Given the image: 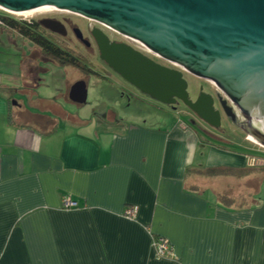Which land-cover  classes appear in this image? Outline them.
Listing matches in <instances>:
<instances>
[{
	"label": "crops",
	"instance_id": "1",
	"mask_svg": "<svg viewBox=\"0 0 264 264\" xmlns=\"http://www.w3.org/2000/svg\"><path fill=\"white\" fill-rule=\"evenodd\" d=\"M0 57V264H264V171L247 167L263 154L248 139L240 154L149 118L61 125L39 93L49 61ZM217 169L245 174L201 175Z\"/></svg>",
	"mask_w": 264,
	"mask_h": 264
},
{
	"label": "water",
	"instance_id": "2",
	"mask_svg": "<svg viewBox=\"0 0 264 264\" xmlns=\"http://www.w3.org/2000/svg\"><path fill=\"white\" fill-rule=\"evenodd\" d=\"M47 8L109 28L208 82L225 98L217 95L227 119L245 127L227 106L230 102L246 120L247 135L264 149V0H0V9L14 14ZM41 25L64 34L58 23L43 21ZM159 70L155 84L163 91L168 72ZM169 77L173 91L181 93L180 100L190 110L200 106L201 98L196 104L189 102L181 74ZM87 97L82 82L70 90L69 99L76 105H85ZM206 98L211 100L212 113L213 101Z\"/></svg>",
	"mask_w": 264,
	"mask_h": 264
},
{
	"label": "rangeland",
	"instance_id": "3",
	"mask_svg": "<svg viewBox=\"0 0 264 264\" xmlns=\"http://www.w3.org/2000/svg\"><path fill=\"white\" fill-rule=\"evenodd\" d=\"M55 13L59 14L62 18L73 21L77 25H85L87 22V20L71 14L62 12ZM47 15L48 14L35 16L27 20L24 18H14L25 21H40ZM4 17L3 13L0 12V18ZM88 22L89 24L93 23L90 21ZM12 40L16 41L15 46L11 45ZM60 46L64 49L73 51L78 57L87 58L93 65L95 72L104 75L106 71H108L101 60H98L96 56H91L92 53H89L76 42L66 41ZM21 50L28 54L31 50L34 52L37 49L31 43L23 41L15 33L0 27V54L18 55ZM7 60H9V58L0 57V61L6 62ZM12 60L13 58L10 59V61ZM18 61V58H14V63H10L6 68H9V70L14 68L16 71H19L17 65ZM4 66L5 64L3 66L0 65L1 72H6ZM43 70L45 71L41 74V79L43 81L41 83V89L39 88V93L48 101L52 100V106L64 112L63 118L56 119L61 125L71 121V119L86 125L92 121H96L98 124L104 122L110 124L115 121L118 124L122 123L125 125L129 122L132 123L134 121H141V119L149 118L150 121L159 125L168 124L171 125L172 128L177 126L181 130L188 128L199 137H203L204 141L214 143L232 152H239L240 154L243 152V149L248 146L246 140L248 139L250 141V137L246 135V133L238 129L225 117L222 118L218 126L213 127L199 119L189 108H186V106L182 104H175L173 106L159 104L149 96L130 89V86L119 76L112 75L111 79L108 77L109 79L101 81L95 77H86L81 74V76H79L75 72L73 73L72 69L64 70L51 62H49V64H43ZM183 80L187 85L189 102L195 104L202 96L209 97L216 102V108L220 110L218 96L212 85L190 75H184ZM81 82L86 85L88 97L85 105L77 106L69 101L68 94L72 86ZM45 112V109H43V113ZM51 114L55 118L56 115L52 112ZM57 118H59V116H57ZM179 123H182L185 127H182V125L179 126ZM216 136L220 137L222 141H215L212 137ZM248 143L254 146L255 150L260 151V153L263 152L261 148L255 146L251 141ZM247 156L254 159L261 158L257 153H247Z\"/></svg>",
	"mask_w": 264,
	"mask_h": 264
},
{
	"label": "flooded vegetation",
	"instance_id": "4",
	"mask_svg": "<svg viewBox=\"0 0 264 264\" xmlns=\"http://www.w3.org/2000/svg\"><path fill=\"white\" fill-rule=\"evenodd\" d=\"M9 18L17 22H24L28 24L30 23L37 26L39 33H42L43 37L56 44L63 45L66 41L76 42L79 46L86 49L89 53H92L91 56H96L98 60H101L104 67L108 70L104 75L95 72L91 62L84 57V59L88 61L92 73L94 75H97H89L86 77H95L99 80L109 78L111 79L112 75L119 76L121 79H124L128 86H130V89L136 90L139 93L149 96L159 104H162L160 102L161 99L162 101L170 103V105L167 106L182 104L186 106V108H188V106L180 100V98H183L181 93L173 91L169 76L171 73H178L181 74L183 80L184 75L189 74L169 63L164 62L156 55L147 52L139 44L121 37L109 28H106L95 22L89 24L88 21V23L84 21L86 22L85 25H77L71 20L60 17V15L55 12L51 14L49 13L40 21L18 20L14 17ZM43 21H51L62 25L64 34H55L46 30L41 25ZM159 68L164 69L168 72V76L164 77L169 80L167 85L166 80L165 82L163 81L167 89L166 87H162L163 91L159 90L155 84V76H158L160 72ZM215 90L217 91L216 88ZM218 94L220 93L217 91V95ZM220 95L221 97H223L222 94ZM201 99L202 101L200 106H198L194 110L191 109V112L199 119L203 120L213 127L218 126L223 117L227 119L221 107L219 106L220 110L216 108L217 104L214 100H212L214 112L211 113L209 111L211 100L204 96H202ZM223 100H225L224 97ZM227 106L233 110V113L239 120V124L245 125L243 129L239 128L236 125L235 126L247 135L249 126H247L246 120L241 116L238 109L230 102H227ZM217 113L218 115H216Z\"/></svg>",
	"mask_w": 264,
	"mask_h": 264
},
{
	"label": "trees",
	"instance_id": "5",
	"mask_svg": "<svg viewBox=\"0 0 264 264\" xmlns=\"http://www.w3.org/2000/svg\"><path fill=\"white\" fill-rule=\"evenodd\" d=\"M4 15V14H3ZM4 18H0L1 28L6 29L12 33H15L21 39L31 43L40 53L41 57L55 64L60 68H70L78 72L83 76L94 75L90 70L88 61L84 58L76 56L72 51L64 49L59 44L49 41L43 37L42 33H39L37 26L24 22H17L6 15ZM97 76V75H94ZM263 172V169H258ZM244 172H235L230 170H208L202 173V176L212 177H242Z\"/></svg>",
	"mask_w": 264,
	"mask_h": 264
},
{
	"label": "built area",
	"instance_id": "6",
	"mask_svg": "<svg viewBox=\"0 0 264 264\" xmlns=\"http://www.w3.org/2000/svg\"><path fill=\"white\" fill-rule=\"evenodd\" d=\"M0 12L6 15L7 17H13L6 11L0 10ZM2 26L3 24H1L0 22V27ZM257 147L261 148L260 146H257ZM261 149L263 150L262 152L263 156L261 158H258V159L250 158L247 160V167L249 169H263L264 168V149L263 148ZM61 206H62V209L64 210L78 209V205L72 201L71 197H68V196L62 199ZM132 215H133V212H128L126 214V217L129 219ZM152 248L155 251L156 257L159 259H168L169 257H172L170 254V248H169L168 243L163 240L153 239Z\"/></svg>",
	"mask_w": 264,
	"mask_h": 264
},
{
	"label": "bare ground",
	"instance_id": "7",
	"mask_svg": "<svg viewBox=\"0 0 264 264\" xmlns=\"http://www.w3.org/2000/svg\"><path fill=\"white\" fill-rule=\"evenodd\" d=\"M1 10V9H0ZM3 11V10H1ZM8 12L10 15H12L13 17H17V18H24V19H28V18H34L35 16H42V15H45V14H49V13H53V12H59L55 9H50V8H47V9H40V10H36V11H33V12H28V13H22V14H14V13H11L9 11H6ZM68 14V13H66ZM250 141L259 146V144L253 139V138H250Z\"/></svg>",
	"mask_w": 264,
	"mask_h": 264
}]
</instances>
